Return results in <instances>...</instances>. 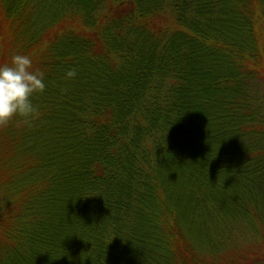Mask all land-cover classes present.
<instances>
[{"label": "trees", "instance_id": "1", "mask_svg": "<svg viewBox=\"0 0 264 264\" xmlns=\"http://www.w3.org/2000/svg\"><path fill=\"white\" fill-rule=\"evenodd\" d=\"M15 53L0 264H264V0H0Z\"/></svg>", "mask_w": 264, "mask_h": 264}, {"label": "clouds", "instance_id": "2", "mask_svg": "<svg viewBox=\"0 0 264 264\" xmlns=\"http://www.w3.org/2000/svg\"><path fill=\"white\" fill-rule=\"evenodd\" d=\"M76 75L75 68L65 72L67 79ZM45 88V72L33 69L31 56L15 53L10 62L0 64V128L7 127L17 116L24 118L25 123L38 118L33 98Z\"/></svg>", "mask_w": 264, "mask_h": 264}]
</instances>
